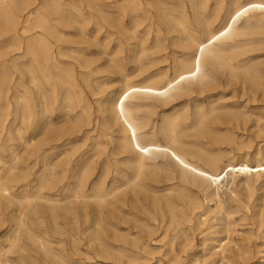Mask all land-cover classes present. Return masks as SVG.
Returning a JSON list of instances; mask_svg holds the SVG:
<instances>
[{"label": "bare ground", "instance_id": "6f19581e", "mask_svg": "<svg viewBox=\"0 0 264 264\" xmlns=\"http://www.w3.org/2000/svg\"><path fill=\"white\" fill-rule=\"evenodd\" d=\"M180 1L183 9L186 3L189 2L192 11L185 12L182 17L175 18L174 22H177L179 28L173 24L178 29H175L177 31L175 35L177 36L172 37V43L168 44L164 40V36L173 32L174 29H169L165 34L162 28L157 27L154 30L156 32L155 40L149 47H147V36L150 33L147 32L143 38H140V45L144 46V48L138 58L145 65L149 63V61L147 63L144 61L145 56L150 53H160L172 46L182 47V49L194 48V53H185L184 55H188V58L183 59L180 58L181 56H177V51L171 50L177 60L173 75L160 74L157 75L158 77H151L141 82L133 81L129 76H125L124 81H122L124 82V87L118 96L111 100L97 99L98 102H96L99 104L102 114L101 125L103 127L98 129H102L103 135L112 137L113 126L118 125L121 136L119 135L117 150L125 153L129 151L135 155L133 176L127 177L123 184L113 182L110 187L106 185L105 178L101 177L90 188L88 183L92 175L91 167L89 166L91 162L81 166L78 160L73 162L69 155H63L64 157H61L56 162H49V157L46 155L43 165L44 169L36 177L34 191L31 192L28 188L31 185L29 179L31 174L28 172L30 166L24 168L22 164L33 157H37L43 151L45 152L46 149L43 147L49 143L52 133L57 132L56 124L50 120L55 106L66 103L72 110L77 109V125L80 123L91 125L93 122L91 113L93 108H91L89 100L80 93L81 89L79 87L81 85L79 84L76 64L74 62H64L62 59V57L69 55L67 48L60 43L67 32L56 23L78 26L83 22L91 21L95 17L93 12L94 0H0V38H3L1 44H4V46L0 44V217H2L3 206H16V236L11 238L12 243L10 242L13 251L22 252L25 249V245L21 244L20 241L30 239L36 245L37 252L43 254L46 261L52 260L62 264H73L69 260L67 248H63L62 252H57L45 237L36 234L38 231H35L30 226L32 224H30L31 220L33 223L45 225V231H42L44 234H52L53 237L57 236L59 237L58 240L62 238V240H66L63 241L66 244L68 240H77L83 235H87L94 249L104 254L107 253L115 264L139 263L141 251L148 247L146 238L152 237L156 233L157 228L146 222L142 225V229L139 232H134L129 227L128 231L123 233L122 223H127L124 215L131 216L133 213L126 211L120 203H123L125 207L128 206V192H133L132 194L136 195V191L146 188L143 181L144 171L150 165L151 160L160 155L170 158L181 172V184L176 185L179 190L175 191L177 193L175 198L171 194L162 199H154V204L159 209L160 214L164 217L166 216L164 207L167 208L170 214L171 222L169 226H173L171 229L172 234L169 231V227L164 233L165 236H169V252L176 256H178L176 251L178 244L183 245L189 239L187 223L191 222L193 216L198 218V225L210 224L211 227H214L215 221L219 218L218 214L223 210L227 211L228 215H231L235 210L240 211L244 208L249 210L259 207L258 204L252 202L251 194L248 195V199H242L236 194L235 190L229 187L227 188L234 195V199L232 198L234 202L231 203L229 201V206L227 207L226 202L222 199V191L223 187L230 183L231 178H234L232 185L235 188L243 186L251 191L257 186L264 187L263 159H258L257 157V164H252L248 158L241 161L227 159L228 162L225 163L224 155L220 151L209 150L202 144L197 142L190 144L189 141L185 140V136L192 132L199 133L207 139L210 138L212 143L233 139L232 136L229 137V134H222L223 131L220 132L209 124L210 117L218 111L217 107L213 106L207 111L199 108L195 111V118L191 123L187 121L192 114L167 118L162 127L165 142L155 140L153 136L145 137L146 134L144 135L143 133L147 122L141 111L145 105L149 106L145 103L146 99L172 100L186 92H190L194 86L201 88L208 86L216 78L214 72L217 69L227 70L232 75L243 71L255 84L257 82L258 76L250 73V70H248L249 64L236 59L244 50L242 48L243 37L258 27L264 28V0H235L233 7L229 11L227 22L224 21L219 24L218 21L224 8L225 0H216V5H213L214 8L211 12H208L210 0ZM156 3V0H113L110 4L115 8V12L121 16L141 11L147 17L152 14V9L157 6ZM32 5L34 7L30 8ZM105 6L106 3L103 4V7ZM243 20L244 22L242 23ZM139 23L141 22H136V24ZM199 31H201L200 34ZM134 35H138L137 30H134ZM15 50L22 52L18 56L11 57L12 65L10 66L7 57ZM69 50L74 53L75 62L80 67L88 69L90 61L89 59L84 61L81 59L83 52L77 48H70ZM22 59L27 60L22 62ZM156 59H151L150 62H154ZM93 71H88L92 73L91 76L94 73ZM17 73L20 74L18 80L16 79ZM26 74L29 75V80H26ZM81 74L87 75L88 73L84 72ZM90 80H93V78ZM27 81L30 84V91L27 90L29 92L28 96L18 94L16 96V106H14L15 103L12 104L11 92L20 93L19 86L22 84L26 85ZM63 88L67 89L65 93L61 92ZM262 91L261 94L263 93ZM245 94L247 95V93ZM10 116H12V119L9 120ZM55 122L57 121L55 120ZM40 123L45 125L43 127L44 139L41 137L42 140L35 143L33 138H26L24 133H27L31 128L34 129ZM15 131L20 133L18 143H16V138L14 137ZM230 132H233V130ZM19 148L21 149L19 150ZM193 157H199L203 164L193 160ZM239 172L244 177H240ZM156 176L157 174L153 176V179ZM261 178L263 179L260 181ZM123 185H125V190L120 189ZM14 187L23 189L20 192H16L15 190L13 191ZM212 187L213 189L210 190ZM202 192L206 194L207 198L214 200V203L216 202L214 208H203L202 203L199 201V193ZM262 208H264V203ZM263 214L264 210L260 212L261 216ZM154 216L156 217V215ZM259 227L261 226L259 225ZM223 240H219L217 254H222L220 256H223L224 260H228V264H235L234 256L232 254L230 256L227 255L228 247ZM164 244L167 246L166 242ZM187 245L189 246V244ZM237 247L239 253L243 251L242 246L237 245ZM74 248L75 251H78L77 247ZM178 251L180 252V250ZM147 252L145 250V253ZM23 260L24 258L21 255L15 258L6 257L5 259H0V264H20ZM199 260V258H196L194 262L208 264V259Z\"/></svg>", "mask_w": 264, "mask_h": 264}, {"label": "rangeland", "instance_id": "374dc122", "mask_svg": "<svg viewBox=\"0 0 264 264\" xmlns=\"http://www.w3.org/2000/svg\"><path fill=\"white\" fill-rule=\"evenodd\" d=\"M112 1L113 0H94L93 12L95 17L92 18L89 22H83L78 26H75L73 24L74 27L73 25L67 26L56 23L59 27H61V29L63 28L64 31L67 32V34L63 36V40L60 41V43L65 48H67V53L69 55H67L68 57H62V59L64 60V62H74L76 64L79 84L81 85L79 87V89H81L80 93L83 97H86L89 100L91 108H93L91 109L93 122L91 125H88L86 123H80L79 125H77V109L72 110L66 103L57 104L55 106L50 120L51 122H54L56 124L55 127H57L56 129H58L57 132L52 133V138L50 139L49 143L43 147L46 149L45 152L43 151L37 157H33L32 159L27 160L28 162L26 161L22 164L24 168L26 166H30L28 172L31 174L29 178L31 185H29L28 188L31 192L34 191V183L36 182V177L44 169L43 165L46 155L49 157V162H56L58 159L66 155H69L70 159L73 160V162L78 160L81 166H83L85 163L87 164L88 162H91L89 166L91 167L92 175L88 183V186L90 188H92V186L97 183L101 179V177L105 178L106 185L110 187L113 182L123 184L127 177L133 176V162L135 161L136 157L132 152L128 151L127 153H125L117 150L118 140L121 136L118 125L113 126L112 137L103 135L102 129H98L103 127L101 125L102 114L99 109V104L96 102H98V100L102 98L111 100L112 98L118 96L120 91L124 87V82L122 81H124L125 76H129L133 81L141 82L151 77H158L157 75L160 74L167 73L173 75L175 73V63L177 61L176 57L172 54L173 50L177 51V56H181L180 58L183 59L188 58V55H184L185 53H194V48L182 49V47L179 48L172 46L160 53H150L145 56L144 61H146V63L147 61H149V63H147L149 65H143V63H141L138 58V56L142 54V50L144 48V46L140 45V38H143L144 35L149 32L150 34L147 36V47H149L155 40L156 32L154 30L157 27L162 28V31L164 33H167L169 29H178L179 26L177 25V22H174L175 18L182 17L185 12L192 11L189 2L186 3L185 8L183 9L180 0H156L157 6L152 9V14L145 17L144 13L141 11H138L135 14L130 13L121 16L119 13L115 12V8L112 6V4H110L112 3ZM215 1L216 0H210L208 12H211V10H213L214 6L216 5ZM234 2L235 0H225V4L223 6L224 8L221 12L222 14L219 18L218 24L224 21L227 22L229 11L233 7ZM104 3H106L105 7H103ZM33 7L34 5H32L30 8ZM161 20L163 23L161 22ZM136 22L141 23L136 24ZM243 22L244 20L242 21V23ZM173 24H175L178 28ZM134 30H137V36L134 35ZM174 30L169 34L165 33V39H163L166 40L168 44L172 43V37L177 36L175 35L177 34V31ZM200 33L201 31H199V34ZM1 40H3V38H0V44L2 43ZM242 43V48L244 50H242V54H240L236 60L242 61L245 64H249L248 70H250V73L253 75L256 74L258 76L256 82V84L258 83V85H256L253 80H251V78L247 76V74L243 71L232 75L227 70L217 69L218 71L216 70L214 72L216 78L212 80L211 84H209L208 86H204L202 88L194 86L193 90H191L190 92H186L187 94L184 93L182 96L172 100L151 98L146 99L145 103L149 106L145 105L143 110L141 111V114L146 118L147 122V126L143 129L144 135L146 134L145 137L153 136L155 140L165 142L162 127L165 124V120L167 118L169 119L178 115L192 114L190 115L191 118L187 121L188 123H191L195 118L194 114L196 110H198L199 108H203L207 111L214 106L218 108V111L216 114L210 117L209 124L212 127L218 129L220 132L223 131L222 134H229V137L232 136L234 140L230 138L220 143H212L210 138L207 139L206 137H203L199 133L195 132L189 133L187 136H185V140L189 141L190 144H195V142L202 144L209 150H215L218 152L220 151V153L224 155L225 163L228 162L229 159L241 161L245 158H248L252 162V164H257V160L260 158L264 160V28H256L250 34L243 37ZM1 45L4 46V44ZM70 48L80 49L85 55H81V59L83 61L89 59L90 66L88 67V69L94 70L92 76V73L88 72L90 70L80 67L78 63L75 62V59L73 57L75 55L74 53L70 52ZM21 52L22 51L20 50L12 51L11 54L7 57V59L9 60L8 64L10 66L12 65L11 57L18 56ZM159 54L161 55V57ZM151 59L156 60L154 62H150ZM26 60L27 59H22L21 61L26 62ZM83 71L87 72L88 74H81L84 73ZM19 75V73L16 74L17 80L19 78ZM92 78L93 80H90ZM26 80H29L28 74H26ZM27 90L30 91V84L28 83V81L26 85L22 84L19 86L20 93L11 92L10 95L13 99L12 104L15 103L14 106H16V96L18 94L28 96L29 92ZM66 90V88H63L61 92L63 91V93H65ZM261 91L263 92L262 94ZM244 92L247 93V95ZM38 101L40 102V100ZM106 114L109 115L108 113ZM228 115L230 116L228 117ZM10 119H12V116H10L9 120ZM55 120L57 122H55ZM43 127H45L44 123H40L36 127H34V129L31 128L27 133H24V136L28 139L33 138L35 143L40 142L42 138L44 139ZM232 130L234 133L230 132ZM19 136L20 133L18 131H15L14 137L16 138V143H18L20 140ZM20 149L21 148H19V150ZM89 156H93L92 159ZM53 157L56 159L54 160ZM192 159L195 161L197 160L196 162L203 164L199 157H193ZM156 162L158 163V165H156ZM144 173L145 174L143 177V181L146 185V188H142L136 191V195L132 194L133 192H128V206L125 207L123 203H120V205L126 211H131L133 213V215L131 216L127 214L124 215V219L127 223H122L123 233L127 232L129 227L132 231L139 232L142 229V225L146 222H149L153 227L157 228L156 233L152 237L146 238L148 247L145 250L146 252H148L145 253V250H142L140 259L138 260L139 263L136 264H201L199 262L196 263V261L194 262L196 258H199V261L208 259V264H228V260L225 259V261L223 259V256H220L222 254H217V250H219V240H223L224 238L225 239L223 240V242H226V245L228 247L227 255L230 256L232 254L234 256L233 258L236 261L235 264H264V214L263 216L260 215V212L264 210V208L261 209L264 203V187L257 186L251 191L250 189H246L243 186L235 188L232 185L234 182V178H231L230 183L227 186L223 187L222 191V199L226 202L227 207L229 206V201L231 203L234 202L232 200L234 195L231 194L230 191H228L229 188L235 190L236 194H238L242 199H248V195L251 194L252 202L254 204H258L259 207L249 210L245 208L240 211L235 210V212L231 215H228L227 211L223 210L218 214L219 218L215 221L216 224L214 227H211L210 224H205L204 226L198 225V218L196 216H193V221L191 220L190 223L188 222L189 224L187 223L189 231L188 241L184 242L183 245L178 244L177 246L176 251L178 252V258V256H176L175 254L169 252V236H165L168 227L170 233L172 234L171 229L173 228V226H169L171 222L170 214L168 213L166 207H164V213L166 214V216L164 217L162 214H160L159 209L154 204V199H162L163 197L169 196L171 194L175 198V196L177 195L175 191L179 190V187L176 185L181 184V172L173 164L170 158L160 155L154 160H151L150 165L146 167ZM156 174L157 176L153 179V176H155ZM238 174L241 175L240 177H244L241 172H239ZM262 179L263 178H261L260 181ZM22 189L23 188L14 187L13 191L15 190L16 192H20L22 191ZM120 189L125 190V185H123ZM212 189L213 187L210 190ZM209 199L210 198H207L205 193H199V201L202 203L203 208L215 207L216 202L214 203V200ZM15 209V205L8 207H6V205L3 206V212L1 215L2 217H0V259H5L6 257L15 258L21 255L24 260L20 264H62L61 262H53L52 260L49 262L46 261L43 254L37 252L38 249L36 245H34L30 239H24L20 241L21 244L25 245V249H23L22 252L19 251L21 253L13 251L11 238H14V236H16L15 217L17 213H15ZM154 215H156V217ZM30 224V226H32L35 231H38V233L36 232V234L45 237L47 241L50 242L49 244L53 248H55L57 252H62L65 248H67L69 260L73 264H115L107 253L104 254L99 250L94 249V246L90 239L87 238V235H83L77 240H68V243L66 244L63 242L66 240H62V238L58 240L59 237L57 236L53 237L52 234H44L42 232L45 231L44 224L33 223L31 222V220ZM259 225L261 227H259ZM192 230L195 233H193ZM248 230L250 231V236ZM232 239L234 243L232 242ZM165 242L167 243V246L166 244H164ZM187 244H189V246ZM237 245L243 247V251H241L240 253L237 251ZM185 246L186 248H184ZM74 247H77L78 251H75ZM178 250H180V252ZM31 254L34 256H32ZM180 254L182 258L180 257ZM202 256L204 257L203 259ZM159 260H162L161 263Z\"/></svg>", "mask_w": 264, "mask_h": 264}]
</instances>
